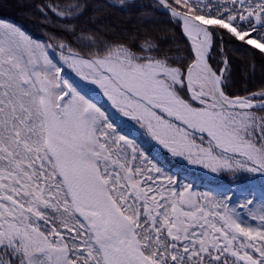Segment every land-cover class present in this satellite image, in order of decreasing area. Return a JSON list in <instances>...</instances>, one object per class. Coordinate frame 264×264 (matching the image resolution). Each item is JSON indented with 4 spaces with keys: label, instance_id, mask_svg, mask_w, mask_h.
<instances>
[{
    "label": "snow or ice",
    "instance_id": "6c2138e0",
    "mask_svg": "<svg viewBox=\"0 0 264 264\" xmlns=\"http://www.w3.org/2000/svg\"><path fill=\"white\" fill-rule=\"evenodd\" d=\"M0 264H264V0H0Z\"/></svg>",
    "mask_w": 264,
    "mask_h": 264
},
{
    "label": "trees",
    "instance_id": "16d2710c",
    "mask_svg": "<svg viewBox=\"0 0 264 264\" xmlns=\"http://www.w3.org/2000/svg\"><path fill=\"white\" fill-rule=\"evenodd\" d=\"M23 10L20 8H8L6 10H0V18H5L13 22H19L25 24L27 29L34 35L37 34L36 29L33 28L22 15Z\"/></svg>",
    "mask_w": 264,
    "mask_h": 264
}]
</instances>
